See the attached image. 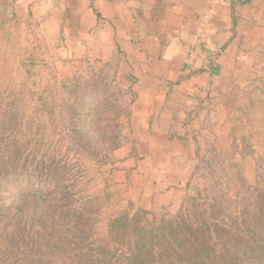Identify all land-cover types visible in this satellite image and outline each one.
<instances>
[{"label": "rangeland", "instance_id": "1", "mask_svg": "<svg viewBox=\"0 0 264 264\" xmlns=\"http://www.w3.org/2000/svg\"><path fill=\"white\" fill-rule=\"evenodd\" d=\"M247 46L242 52L254 54ZM22 53L18 47L9 56L0 47V215L17 189L51 187L56 195L3 229L20 254L44 258L41 236L59 230L70 209L82 212L95 241L122 211L141 213L151 226L217 202L228 217H237L264 196V74L256 78L255 65L209 95L213 131L141 139L130 135V108L115 91L123 81L95 74L94 58L62 65L64 60Z\"/></svg>", "mask_w": 264, "mask_h": 264}, {"label": "crops", "instance_id": "2", "mask_svg": "<svg viewBox=\"0 0 264 264\" xmlns=\"http://www.w3.org/2000/svg\"><path fill=\"white\" fill-rule=\"evenodd\" d=\"M0 34L9 56L14 46V55L20 47L62 65L94 58L95 74L123 81L115 91L134 138L213 131L210 98L226 78L253 65L256 78L264 74V0H0ZM192 44L203 55L193 64L184 54ZM247 44L254 54L242 52Z\"/></svg>", "mask_w": 264, "mask_h": 264}, {"label": "trees", "instance_id": "3", "mask_svg": "<svg viewBox=\"0 0 264 264\" xmlns=\"http://www.w3.org/2000/svg\"><path fill=\"white\" fill-rule=\"evenodd\" d=\"M55 195L51 187L12 193V203L0 215V264H264L261 195L252 211L237 217H228L217 202L202 212L180 213L151 226L141 213L122 211L110 219L106 236L95 241L82 212L70 209L59 230L41 236L44 258L20 254L3 229L22 223Z\"/></svg>", "mask_w": 264, "mask_h": 264}, {"label": "built area", "instance_id": "4", "mask_svg": "<svg viewBox=\"0 0 264 264\" xmlns=\"http://www.w3.org/2000/svg\"><path fill=\"white\" fill-rule=\"evenodd\" d=\"M204 33V29L200 30L198 32V34L194 37L193 39V44L197 42V40H199L201 38V36L203 35ZM192 44V47L189 48L187 51H185V56L187 58V60L189 62H191L192 64L193 63H196L198 62L201 58H202V53L198 52L197 49L193 46Z\"/></svg>", "mask_w": 264, "mask_h": 264}]
</instances>
